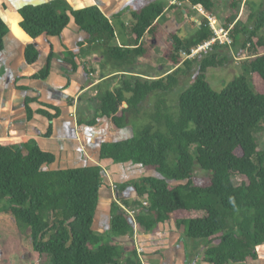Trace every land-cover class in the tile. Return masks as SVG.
Listing matches in <instances>:
<instances>
[{
    "label": "trees",
    "instance_id": "trees-1",
    "mask_svg": "<svg viewBox=\"0 0 264 264\" xmlns=\"http://www.w3.org/2000/svg\"><path fill=\"white\" fill-rule=\"evenodd\" d=\"M244 1L188 0L212 13L220 7L226 9L225 26L231 27L232 45L214 43L195 57L184 58V53L191 54L193 48L214 36L205 18L193 32L170 34L165 56L175 68L166 75L128 78L124 73L114 87L98 85L99 108L90 123L107 117L118 129L113 140L101 144L99 163L53 168L56 153L35 139L0 137V215L8 212L18 230L30 229L35 256H47L49 264H144L138 246L126 254L112 238H133L137 226L145 231L140 240L148 239L161 233V223L172 220L188 239L205 241L203 264H250L260 259L264 248V147L258 134L264 129V0L260 5L251 3L248 22L239 24L236 20ZM137 2L139 8L132 11L130 26L133 38L119 46L110 45L119 37L117 25L98 4L73 8L67 0H49L20 7V26L31 39L25 60L40 66L33 78L47 80L53 74V39L61 40L72 17L89 34L90 43L100 42L103 70L108 64L126 67L120 71L137 70L142 65L139 59L153 52L154 45L149 46L146 37L156 38L162 33L159 19L178 7L172 0ZM7 34V23L0 14V72ZM83 45L79 43L80 48ZM248 45L258 52L249 60L250 78L242 73L216 90L209 70L228 60L226 55L220 57L221 50L233 47L241 53ZM67 51L65 60L75 72L79 69V50ZM195 65L197 72L191 84L179 96L178 108L171 110L165 95L178 85L179 74ZM155 94H159L157 110L145 113L155 123L140 126L136 119L132 123L130 114L135 117L143 102ZM22 100L31 118V103L37 98ZM40 112L50 120L45 133L49 137L61 110ZM130 123L132 130H128ZM120 163L143 166L154 173L136 182L126 181L127 174L120 178L121 174L114 173L113 165ZM196 166L207 171V176H198ZM106 167L114 173L117 192L103 181ZM239 175L245 180L237 184L234 177ZM105 191L115 196L109 234L94 228ZM125 191L132 192L129 196L144 197L149 205H137L134 200L135 205L130 206L128 198H122ZM121 198L122 204L134 210L144 207L136 212V221L118 203ZM142 246L150 259H160V251L149 254ZM3 257L0 244V264H11Z\"/></svg>",
    "mask_w": 264,
    "mask_h": 264
},
{
    "label": "crops",
    "instance_id": "crops-1",
    "mask_svg": "<svg viewBox=\"0 0 264 264\" xmlns=\"http://www.w3.org/2000/svg\"><path fill=\"white\" fill-rule=\"evenodd\" d=\"M46 1L49 0H0V14L3 18L10 19L7 21L12 25L5 38L6 56L1 63L0 72V137L35 139L41 147L56 153L57 161L53 168L99 163L101 144L104 141L113 140L118 134V129L107 117L98 118L94 125L90 123L96 118L99 108L98 85L108 83L110 87H114L119 80V78L115 79L114 75L120 76L124 73L128 76L139 75L145 78L166 75L171 71V67L159 74L147 72L149 68L146 66L158 67L154 61L155 53L157 48L167 47L170 34L165 44L161 37L164 32L158 34L156 38L146 37L149 46L154 45L152 46V55L141 57L139 61L142 65L134 72L117 69L103 70L104 56L103 50L98 46L100 42L90 43L88 41L89 34L81 30L72 17L71 22L62 33L61 40L53 39L55 51L52 63L53 74L47 80L35 79L33 76L39 71L40 66L30 65L25 60V48L31 39L20 26L19 8ZM67 1L73 8L98 4L107 16L115 19L120 12L123 11V14L127 9L129 10L127 13L132 15V11L139 8L137 1L143 4L147 0ZM163 1L167 2L168 0ZM183 2V6L177 5L176 8L180 10L184 23L182 28L174 32L183 31L187 34L195 29L192 31L184 29V24L189 19L199 20L193 17L195 12L187 4L188 0H183ZM124 17V20H119L122 30L117 28L119 37L111 42L112 46H119L133 38L130 32L132 22H128L127 16ZM200 24L201 22H198L197 26ZM83 42L84 45L80 48L79 43ZM68 48L74 51L79 50L77 58L79 69L75 72H71V64L65 60L66 57H69ZM45 55L47 56V53ZM28 96L37 98L31 103L34 109L31 118L28 116L26 105L22 100ZM58 108L61 110V114L53 120V134L48 137L45 133L50 120L40 110L45 109L55 113ZM128 130H132V126H129ZM132 166L130 163L115 164L113 170L121 174L119 171L124 172L125 169ZM106 168L113 172L111 167ZM105 194L111 197L109 191H105ZM204 242L202 240V244Z\"/></svg>",
    "mask_w": 264,
    "mask_h": 264
},
{
    "label": "rangeland",
    "instance_id": "rangeland-1",
    "mask_svg": "<svg viewBox=\"0 0 264 264\" xmlns=\"http://www.w3.org/2000/svg\"><path fill=\"white\" fill-rule=\"evenodd\" d=\"M225 1V0H223ZM263 0H245L242 4V10L241 14L239 15L238 19L236 20L239 24H245L248 22V17L250 14V11L252 10L251 3L257 2L259 5ZM190 7L191 5L187 3ZM258 5V6H259ZM258 6L256 9H258ZM129 10L127 9L126 12H124L121 16L116 17L114 20L115 24L117 25V28L122 30V25L119 23V20L122 21L125 19L124 16H127L128 22H132V15L127 13ZM195 13L193 14L194 18H197L199 21H196L194 19H189L185 24V28L189 31H192L197 28L198 22H201L202 20H205V18L200 14L196 13L195 10L192 9ZM219 20L222 22V24L225 25L226 23V9L224 7H220V10L216 13H214ZM226 14V15H225ZM6 18V17H5ZM4 20L7 23V28L11 30L12 25L8 23L7 20H10L6 18ZM162 28L164 29L161 35L162 39L164 40V44L167 43L168 35L172 32L182 28L184 20L181 17L180 10L178 8H175L173 10H167L166 13L162 18L159 19ZM182 32V31H181ZM264 32V29H263ZM161 34V33H159ZM186 34V33H185ZM133 43V42H132ZM169 43L166 44L167 47L164 49L157 48V51L154 56V61L157 63V68L154 67H148L147 72L150 73H159L161 74L165 70H167L169 67L175 68L172 66V63L167 59L165 56V52L169 47ZM257 50L254 47H251L248 45V48L246 51L238 53L233 47H226L221 50V55H226L228 57V60L224 63L223 66H219L216 68H211L209 70V80L212 83V86L220 91L222 90L225 85L233 80L236 76H239L242 73H247L248 77L250 78V68H249V60L250 57L254 54H257ZM185 58V55H183ZM128 67V66H127ZM141 67V66H140ZM144 67V66H143ZM110 70H120V69H126V67L122 66H114L109 65L107 66ZM197 72V65H195L191 70L184 73L181 72L179 74V83L174 88L172 92H168L165 97L168 101V106H171V110L176 109V106L178 108L179 103V96L181 93L188 88V86L192 82L193 76ZM128 78L129 76L126 75ZM122 78L123 75L119 76ZM159 94L151 95L146 101L143 102L139 113L135 117H133L132 114H130V117H132V123H135L136 121H139L138 125H143L147 122L155 123V121L150 118L149 116H145L146 111H153L154 108L157 107V99ZM162 95V94H160ZM99 103V102H98ZM157 109L155 108V111ZM264 125V124H263ZM129 126H132L130 123ZM137 126V123L134 125ZM143 128V127H140ZM137 129H139L137 127ZM259 143L261 146L264 147V129L258 134ZM103 181L104 183L108 184L110 186V183L114 182V173H116V170L113 172H110V170H103ZM126 172H121L120 178H126V174L128 176V179L126 181H135L147 174L154 173L153 170L147 169L146 167L135 165L134 167L125 169ZM118 172V171H117ZM196 173L198 176H207V171L202 169L200 166H196ZM124 174V175H123ZM235 182L237 184L242 183L245 180V177L242 176H235ZM112 189V187H111ZM117 192V189L115 190ZM126 192V191H125ZM122 193V198H128V201L131 205L133 204L134 200L138 201L137 205H142V202L145 200L144 197L139 196H129L132 192H126ZM102 202L101 206L97 212L96 220H95V226L94 228L100 232L101 234H109L110 233V219H111V204L115 198L114 194L109 197L104 195V192H102ZM119 199V202L124 201ZM144 207L138 206L137 211H143ZM136 211V212H137ZM136 215V214H135ZM10 218L13 219L14 217L10 215V213L5 212L0 215V221L2 224L0 225V244L3 246L4 249V261H7L11 264H49V259L47 256L44 257H37L32 252L31 247V231L30 229L21 227L22 230H18V227L14 220L10 221ZM137 228V227H136ZM161 233L158 232L153 236H150L148 239H142L140 240V236L143 235L142 233L145 232L143 229L137 228L135 235L133 238L131 237H113L112 239L114 241H117L125 250L126 254H130L132 252V249L134 246H138L140 249L141 257L144 261V264H203V255H204V246L202 244V240L200 239H191L194 241H191L190 238L188 239L184 233L177 231V227L174 221H167L165 223L160 224ZM27 231V232H26ZM146 252L148 251L149 254H154V250H158L161 253V257L158 260H155L154 256H151V259L148 257V254L143 251V246ZM142 246V247H141ZM142 249V250H141ZM153 258V259H152ZM250 264H264V248H261V256L258 261L251 262Z\"/></svg>",
    "mask_w": 264,
    "mask_h": 264
},
{
    "label": "built area",
    "instance_id": "built-area-1",
    "mask_svg": "<svg viewBox=\"0 0 264 264\" xmlns=\"http://www.w3.org/2000/svg\"><path fill=\"white\" fill-rule=\"evenodd\" d=\"M171 1V0H168ZM175 3H177L179 6H183L184 2L183 0H172ZM191 8L193 10H195L196 12L200 13L204 18H207L209 21V25L212 28V30L214 31V36L212 37L211 40L206 41L204 44L195 47L192 49L191 54H187L184 53L183 55H185V58H192L195 57L196 54H198L200 51L208 48L209 46H211L214 43H220V44H228V45H232L233 44V37L231 36L230 30L231 27H226L224 24H222V22L219 20V18L212 12H209L202 4H197V5H192L191 4ZM110 185L112 186L113 189H116V184L112 181L110 183ZM118 203L120 204L121 207H123L125 210L128 211V213L130 214L131 217H133L136 221V211L133 208H130L129 206H125L124 204H122L121 202L118 201ZM144 205H149V201L148 200H144L143 201ZM137 227V226H136ZM137 229V228H136Z\"/></svg>",
    "mask_w": 264,
    "mask_h": 264
},
{
    "label": "clouds",
    "instance_id": "clouds-1",
    "mask_svg": "<svg viewBox=\"0 0 264 264\" xmlns=\"http://www.w3.org/2000/svg\"><path fill=\"white\" fill-rule=\"evenodd\" d=\"M190 4V3H189ZM191 5V4H190Z\"/></svg>",
    "mask_w": 264,
    "mask_h": 264
}]
</instances>
